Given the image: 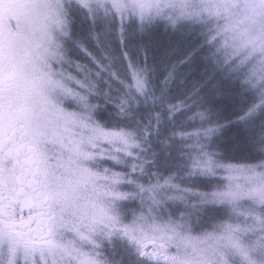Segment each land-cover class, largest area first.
<instances>
[{"label":"snow or ice","instance_id":"1","mask_svg":"<svg viewBox=\"0 0 264 264\" xmlns=\"http://www.w3.org/2000/svg\"><path fill=\"white\" fill-rule=\"evenodd\" d=\"M0 264H264V0H0Z\"/></svg>","mask_w":264,"mask_h":264}]
</instances>
